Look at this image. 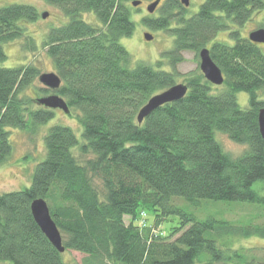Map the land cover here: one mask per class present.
<instances>
[{
    "label": "trees",
    "instance_id": "obj_1",
    "mask_svg": "<svg viewBox=\"0 0 264 264\" xmlns=\"http://www.w3.org/2000/svg\"><path fill=\"white\" fill-rule=\"evenodd\" d=\"M43 1L65 18L43 45L61 79L56 93L82 132L76 137L70 128L51 127L30 186L0 193V264H64L31 215L36 199L46 202L65 251L84 255L83 264H251L231 241L264 240V142L257 122L264 108V54L241 30L264 10V0H204L193 15L179 0L161 1L156 17L141 20L173 37L156 69L134 63L120 43L135 30L131 13L139 6L132 3L142 0ZM86 14L96 25L83 19ZM36 17L30 5L0 8V48L24 37L20 23ZM220 34L227 41L213 43ZM203 48L223 73L219 94L198 70H176L183 52L197 56ZM39 75L31 65L0 68V163L12 152L9 129L32 134L53 117L21 96ZM178 78L188 87L185 98L139 124L140 108ZM236 93L248 96L247 108L238 105ZM222 134L243 152L233 157L224 151ZM206 201L252 211L246 222L235 223L223 210L219 220L187 212ZM142 212L152 213L153 222Z\"/></svg>",
    "mask_w": 264,
    "mask_h": 264
},
{
    "label": "rangeland",
    "instance_id": "obj_2",
    "mask_svg": "<svg viewBox=\"0 0 264 264\" xmlns=\"http://www.w3.org/2000/svg\"><path fill=\"white\" fill-rule=\"evenodd\" d=\"M203 1L204 0H189V15L195 14ZM152 2L151 0H142V4L139 8H133L135 10L131 13V19L135 23V30L131 37L122 39L120 43L130 54L134 63L141 62L156 69V63L161 60L162 53L172 48L173 37L163 30L152 31L142 24L141 20L144 17H156L158 15L160 7L157 8L153 14H149L146 11V6ZM19 4L33 6L36 10L37 17L32 22L24 21L20 23L24 37L13 39L1 45L0 51L1 54L5 56V59L2 61L0 60V68L10 69L22 65H31L39 70L40 75L44 73H55L53 61L47 55L46 48L43 44L49 30L58 27L65 18L60 14L57 8L49 6L43 0H0V8ZM44 13H47V16L43 18ZM83 19L87 20L92 25H96L97 20L93 14H86ZM260 28H264V10L255 14L252 19L242 27L241 36L247 38L249 33ZM145 33L151 34L153 39L151 41H146L144 38ZM217 41L226 42L227 34H220L213 43ZM260 48L264 54V44H262ZM182 57L184 61L176 66V70L180 75H185L196 70L200 72L198 55L196 56V54L191 51H185ZM162 63L164 69L168 71L167 61H163ZM133 66L132 64L131 67ZM182 79L183 78H178L177 82H183ZM32 85L34 87L33 90L27 89L24 92L26 94L22 93L21 96H30V104H32L33 107H36L38 110H46L35 104L34 100L53 92L48 90L46 93V89L38 81V78L35 79ZM224 89L225 87L219 86L214 91L216 94H219ZM40 90L42 91L39 92ZM43 91H45V93ZM235 97L241 108L248 107V96L245 93H236ZM51 112L53 113L52 119L44 124L38 125L36 131L32 134L27 133V130L9 129L12 152L5 161L0 163L1 194L18 192L30 186L34 168L38 163L42 162L45 157L44 139L51 127L64 126L70 128L76 137L81 136L82 128L78 124L76 115L71 114L67 116L58 110H53ZM219 139L224 151L233 157L240 155L244 150L242 146L230 141L229 138L223 134L219 136ZM260 183L261 182L256 183L254 188L257 189ZM175 202L179 204L184 203L181 199H176ZM237 204L239 203H211V201H206L202 202L199 208L188 206L187 212L193 214L200 220L207 219L208 217L219 220L222 218L219 210H223V218L225 220L232 223L238 221L246 222L248 220V218L245 217L247 215L246 213L248 210V213L252 210L249 207H242ZM145 215H147L148 223H152V213H141V217ZM125 220L128 223L129 218L126 217ZM174 221L176 222V220ZM231 245L234 249H240L243 254L249 258L251 264H263L261 259L263 257L262 249L264 248V240L254 237L248 239H233ZM61 257L64 264H83L82 260L85 256L70 250L64 251ZM252 257L254 258L253 261L251 260Z\"/></svg>",
    "mask_w": 264,
    "mask_h": 264
},
{
    "label": "water",
    "instance_id": "obj_3",
    "mask_svg": "<svg viewBox=\"0 0 264 264\" xmlns=\"http://www.w3.org/2000/svg\"><path fill=\"white\" fill-rule=\"evenodd\" d=\"M179 1L184 8L189 6V0ZM141 3V1H135L132 3V5L134 7H138L141 5ZM160 3L161 0H154L152 3L146 6V11L149 14H153L159 7ZM46 16L47 13H44L43 18ZM144 38L146 41H151L153 36L149 33H145ZM248 39L256 44H264V28H260L251 32L248 35ZM198 57L199 70L204 79L213 86L218 87L223 85V73L221 69L213 62L210 56V51L207 48H203L198 52ZM38 81L46 90H50L53 93L37 98L35 103L46 110H58L62 114L70 116V111L66 101L56 93V91L61 87V79L59 76L55 73H44L39 75ZM187 92L188 87L183 83H178L166 89L165 91L154 95L138 111L136 116L137 122L141 124L145 118L162 106L182 100L185 98ZM257 122L259 133L264 142V108L259 110ZM30 212L42 234L48 239L49 243L60 254H62L65 251V248L62 245V238L49 214V209L46 202L42 199L34 200L30 205Z\"/></svg>",
    "mask_w": 264,
    "mask_h": 264
},
{
    "label": "flooded vegetation",
    "instance_id": "obj_4",
    "mask_svg": "<svg viewBox=\"0 0 264 264\" xmlns=\"http://www.w3.org/2000/svg\"><path fill=\"white\" fill-rule=\"evenodd\" d=\"M189 7V6H188ZM188 7H186L185 9L187 10V12H188ZM188 15H189V12H188ZM261 46H262V44H260ZM46 91H48V90H46Z\"/></svg>",
    "mask_w": 264,
    "mask_h": 264
},
{
    "label": "clouds",
    "instance_id": "obj_5",
    "mask_svg": "<svg viewBox=\"0 0 264 264\" xmlns=\"http://www.w3.org/2000/svg\"><path fill=\"white\" fill-rule=\"evenodd\" d=\"M56 74V73H55ZM50 91V90H49Z\"/></svg>",
    "mask_w": 264,
    "mask_h": 264
}]
</instances>
